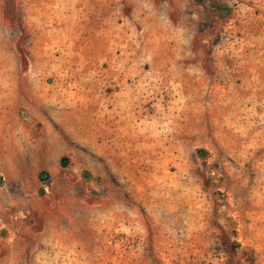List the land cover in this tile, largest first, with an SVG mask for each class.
<instances>
[{
    "label": "rangeland",
    "instance_id": "obj_1",
    "mask_svg": "<svg viewBox=\"0 0 264 264\" xmlns=\"http://www.w3.org/2000/svg\"><path fill=\"white\" fill-rule=\"evenodd\" d=\"M89 1L97 8H108L104 17L112 10L115 22L130 24L129 47H122L120 41L114 44L113 56L89 55L62 62L60 48L53 44L49 62L44 63L34 48L31 29L17 22L23 20L21 0H0V64L8 67L2 81L18 82L14 93L2 88L3 99L8 95L9 101L0 110V264H113L112 255L121 264L129 249L137 251L135 223L118 220L113 227L100 225L99 236L108 240L106 250L91 243L79 250L60 242L57 235L68 230L71 240L81 235L86 241L89 229L81 230L77 223L80 208L98 210L104 219L112 196L121 203L122 194L136 192L188 195L193 200V209L201 214L200 239L179 251L178 264H264L263 236L256 235L253 240L258 243L253 242V247L235 245L232 239L239 223L229 215L232 193L248 195L257 187L264 192V34L258 43L253 40L256 22L251 21L264 23V0H206L208 5L205 0H193V7L192 0ZM212 4L227 6L229 14L216 19L212 12L217 6ZM210 5L212 11L207 14ZM189 11L194 12L195 30L191 51L175 57L168 38L157 40L155 24L163 18L174 28L185 26ZM138 18H145V24H137ZM168 31L167 36L171 28ZM254 51L258 70L250 67ZM112 64L143 70L145 92L135 107L136 123L146 131L144 140L154 146L153 151L128 153L123 184L116 181L119 170L111 167L107 154L90 152L89 146L75 151L72 139L57 123L59 116L74 108L58 99L97 95L96 81L101 83L100 92L109 95L113 91L106 86L112 78L107 73ZM42 67L49 68V73L42 74ZM26 70H31L26 73L31 81L25 84ZM191 77L206 81L217 95L234 92L240 97L241 151L220 150L216 131L211 129L213 121L203 122L208 125L205 130L198 129L201 122L189 129L180 100ZM136 79L135 73H128L126 81L135 95L138 91L132 84ZM89 108L84 115H89ZM173 114L179 116L175 119ZM251 137L253 146L249 145ZM202 138H208V143H202ZM172 145L178 146L175 153ZM134 176L139 185L130 180ZM251 220L257 227L264 226L261 217L240 218L243 226Z\"/></svg>",
    "mask_w": 264,
    "mask_h": 264
},
{
    "label": "crops",
    "instance_id": "obj_2",
    "mask_svg": "<svg viewBox=\"0 0 264 264\" xmlns=\"http://www.w3.org/2000/svg\"><path fill=\"white\" fill-rule=\"evenodd\" d=\"M21 3L23 20H17V22L24 23L31 29V40L34 42V48H37V55L41 58V62H49V50L53 44L60 48L62 62L71 58L74 62L89 55L104 56L108 54L113 56L112 50L120 41L122 47H129L128 40L132 34L128 32V28H131L130 24L128 22H121L120 24L115 22L111 17L112 10L105 18V10L108 8H97L91 5L89 0H21ZM190 3L193 7V0ZM214 4L212 6H217V8L212 14H215L216 19H223L229 14L227 6ZM205 5H208L206 0ZM212 6L208 7L207 14L211 13ZM193 17L194 12L189 11L185 26L175 28L172 27L170 20H163V18L155 24V30L159 36L157 40L169 39L172 42L171 51L175 57L187 56L191 51L195 36ZM251 21L256 22L253 24L255 26L253 40L258 43L259 35L264 34V23L258 24L256 19ZM145 22V18H138L136 23L144 25ZM169 28L172 32L167 36ZM257 54L255 51L250 54L253 59L250 67H255L254 69L259 68V64L256 63ZM61 66L64 70L66 69V65L63 66L62 64ZM4 69H8V67H3L0 64V110L1 105L9 101L8 95L3 99V86L10 88L9 93H14V89L18 86L17 80L2 81ZM30 72L31 70L25 71V84L31 81L26 75ZM38 72L49 73V68L42 67L41 72L40 69ZM114 72L119 75L115 76ZM107 73L112 78L106 81V86L111 87L113 91L109 95L100 92L98 85L101 83L96 81L93 83L97 95L91 93L90 97L81 96L74 101L68 98L58 99L62 105H73L74 108L70 109V112H66L63 117L59 116L57 123L63 127L64 135L72 139L76 148L75 151H82L84 150L82 147L89 146L90 152L107 154L106 159L111 167L119 170L115 177L116 181L123 184L126 181L124 175H127L125 170L128 171L129 168L128 162H125L128 153H140L148 149L153 151L154 147L149 141L144 140L146 131L136 123L138 116L135 107L140 105V96L145 90L142 86L145 77L141 76L143 70L140 67L130 68L127 64L109 65ZM128 73L137 75L136 81L132 84H136L138 91L136 95L126 81ZM116 86H119V89L115 88ZM211 89L214 87L208 86L206 81H194L192 77L190 82L186 84L184 99L180 101H182L185 119L189 122V129L197 128L198 123L201 122V127L198 129L205 130L208 125L203 122L213 121L215 127L211 129L216 131V135H212L216 136L220 150L226 153L241 151L244 147L242 143L244 130L241 129L239 122L243 117L240 108L241 99L235 96L234 92L217 95ZM87 105H90L88 116L84 115ZM173 115H175V119L179 116V114ZM244 116L248 117L249 114ZM194 122L195 125H193ZM189 129H186L187 133ZM254 141L251 137L249 145L253 146L251 143ZM201 142L208 143V138H202ZM170 147L173 153L178 149L176 145ZM131 178L134 179L136 185H139L137 176L130 177V180ZM122 196L121 203L118 202V199L111 197L112 207L106 209L105 222L103 215L99 214L98 210L86 211L78 208L77 223L83 228L81 230L89 229L86 240L88 242L84 241L86 236L81 235H73L71 240V233L67 235L68 230L59 231L58 240L65 243L66 246L74 244L80 248L79 250H83V246L90 243L93 244L91 247L106 250L108 240L107 237L99 236L100 233L102 234L101 231H98L99 226L106 225L109 228L113 227L118 220L126 221L137 224V226L135 225L138 230V241L135 245L137 251L134 252L129 249L128 253L121 257V264H178L179 251L187 250L193 246L196 239H200L201 227L198 225V218L201 214L200 212L196 214L190 196L178 194L173 196L171 194L144 195L140 192L122 194ZM130 201L131 203H129ZM231 206L233 208L229 210V215L233 216L239 223L236 227V235L232 239L233 243L235 245L239 243L243 248L253 247V242H256L253 239L257 238L256 235H261L263 236L260 239L262 241L261 247L264 248V226L257 227L252 220L248 226H243L240 221L242 216L264 219V192H261L257 187L256 192H251L248 195L232 193ZM218 230L224 233L223 228ZM67 240H69V244H67ZM106 256L111 255L106 252ZM111 261L113 264H117L120 260L117 259L116 255H112Z\"/></svg>",
    "mask_w": 264,
    "mask_h": 264
}]
</instances>
